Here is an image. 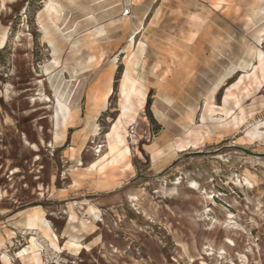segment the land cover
<instances>
[{
	"label": "rangeland",
	"instance_id": "1",
	"mask_svg": "<svg viewBox=\"0 0 264 264\" xmlns=\"http://www.w3.org/2000/svg\"><path fill=\"white\" fill-rule=\"evenodd\" d=\"M115 125L130 154L91 170ZM5 256L264 264V0H0Z\"/></svg>",
	"mask_w": 264,
	"mask_h": 264
},
{
	"label": "bare ground",
	"instance_id": "2",
	"mask_svg": "<svg viewBox=\"0 0 264 264\" xmlns=\"http://www.w3.org/2000/svg\"><path fill=\"white\" fill-rule=\"evenodd\" d=\"M2 3V2H1ZM2 6V5H1ZM60 8V6H59ZM47 12L48 15H51L52 13H54L57 18L56 20H59L60 18L58 17L59 11L57 10V8L55 7L54 4H49V6L47 7V9L45 10ZM45 13V12H44ZM54 15V16H55ZM41 16V15H40ZM63 16V15H62ZM44 17V16H43ZM47 17V16H46ZM50 18V17H49ZM41 19V18H40ZM48 20V19H47ZM53 20V19H52ZM48 22V21H47ZM45 25V24H44ZM48 25V24H47ZM55 25V22H54ZM58 25V24H57ZM128 23L127 21L124 22V26H127ZM56 26V25H55ZM49 27V26H48ZM44 28V27H43ZM53 28V27H51ZM46 30V28H45ZM60 30V29H59ZM53 31V30H52ZM51 31V32H52ZM61 31V30H60ZM101 32V31H100ZM99 32V33H100ZM47 33V30H46ZM49 34V33H48ZM64 34V33H63ZM54 36V35H53ZM56 36V35H55ZM135 38V37H134ZM6 41V37L3 38L1 45H4ZM132 54V53H131ZM135 56V55H134ZM137 57V56H136ZM131 58V57H130ZM129 59V58H128ZM129 61V60H128ZM131 63L133 66H136L138 64V60H136L133 56L131 58ZM131 66V64H130ZM128 65L127 70L125 72V76L124 79L129 80L130 76L133 75V70L132 68ZM134 68V67H133ZM135 71V70H134ZM38 83V82H37ZM130 91V90H129ZM127 89L123 90V94L124 96L129 100L130 97H132L133 93H134V88H132V91L129 92ZM113 94V89L111 87L108 88L107 92L105 94H103L102 99L104 101V103L106 104L108 102V100L110 99V97ZM41 101V100H40ZM47 101V100H46ZM60 107L58 113L56 114V126L59 127L60 125L63 127V132L66 131L67 127L71 124V120L73 119V114H72V110L69 108V106H67L64 102H62L61 100H58L57 103ZM58 107V108H59ZM121 124V122H120ZM125 130V129H124ZM59 137V134L56 133V138ZM108 153L106 155L103 156H99V159L96 160L92 166H91V170H97L101 173H103L107 167L109 166H117L120 164V162L125 159L126 156H128L130 154V148L126 143L125 137L123 136V134L120 132V127L118 125H115L114 128L112 129V132L108 135V147H107ZM91 212L94 213L97 216V213L95 212V210L93 208H90ZM93 214V215H94ZM71 220L74 222L77 220L76 215L73 214V216H71ZM94 217V218H96ZM100 219V218H99ZM29 226H36L38 223H44V225L46 224V231L45 234L46 236L50 239L52 245L56 248L59 249V247L57 246L56 241H58L57 236L50 231V227L47 226V223L44 221V219H42L38 214L29 218L28 220ZM85 223V222H84ZM31 248H35L36 247V243L34 238L31 239ZM69 247H74L77 251H80L81 249H84L83 245L76 243V242H70L69 243ZM27 249L24 250V253H27ZM23 252L20 253L24 254ZM4 264H13L10 260H8V258L5 256L4 257Z\"/></svg>",
	"mask_w": 264,
	"mask_h": 264
},
{
	"label": "crops",
	"instance_id": "3",
	"mask_svg": "<svg viewBox=\"0 0 264 264\" xmlns=\"http://www.w3.org/2000/svg\"><path fill=\"white\" fill-rule=\"evenodd\" d=\"M25 231H27L26 228L23 229L22 233H24ZM27 232H28V231H27ZM29 234H30V233H29Z\"/></svg>",
	"mask_w": 264,
	"mask_h": 264
},
{
	"label": "built area",
	"instance_id": "4",
	"mask_svg": "<svg viewBox=\"0 0 264 264\" xmlns=\"http://www.w3.org/2000/svg\"><path fill=\"white\" fill-rule=\"evenodd\" d=\"M127 14H129V12H127Z\"/></svg>",
	"mask_w": 264,
	"mask_h": 264
}]
</instances>
